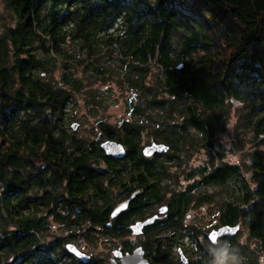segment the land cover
Returning <instances> with one entry per match:
<instances>
[{
    "label": "trees",
    "instance_id": "16d2710c",
    "mask_svg": "<svg viewBox=\"0 0 264 264\" xmlns=\"http://www.w3.org/2000/svg\"><path fill=\"white\" fill-rule=\"evenodd\" d=\"M5 2L15 25L0 32V264H65L54 260L68 253L63 240L45 238L50 214L71 232L96 209L109 211L104 222L137 190L178 193L175 206L187 208L186 193H198L199 206L214 201L209 185L226 191L220 223H244L264 246V0ZM114 81L130 117L119 125L101 117L97 138L80 136L73 124L84 120L71 104L86 94L95 115L109 105L96 84ZM235 103L242 113L231 141L242 147L251 131L248 161L226 160L234 147L218 138ZM144 132L169 149L145 155ZM106 139L124 143L126 156L107 155ZM195 149L208 164L192 167L188 178H200L178 190L169 168ZM239 251L232 261L259 264L258 252Z\"/></svg>",
    "mask_w": 264,
    "mask_h": 264
},
{
    "label": "flooded vegetation",
    "instance_id": "af4514ba",
    "mask_svg": "<svg viewBox=\"0 0 264 264\" xmlns=\"http://www.w3.org/2000/svg\"><path fill=\"white\" fill-rule=\"evenodd\" d=\"M157 153L147 156H155ZM192 176L191 179H194ZM195 183V182H194ZM137 196H140L139 201L132 202ZM188 197L187 208L175 206L177 199L180 197L178 193L162 192L157 195L141 194L139 190L133 192L130 196H122L121 199L111 208L108 219L101 220L102 213H109L108 210L96 209L91 211L96 215V218L85 220L80 227H75L74 230L64 229V234L59 235L63 240L66 249L67 244L75 245L84 256H78L75 253L67 250V255L59 258H54L56 262L64 261L65 264H124L123 256L133 254L136 249L141 248L144 252L143 258L146 263L143 264H199L201 251L206 252L208 264H217L222 260L227 264H239L242 262L235 257L232 261L231 250L229 246L237 238V234L223 235L217 238L216 241H211L208 234L205 236L207 245L211 248H205L200 240V227L198 224L189 222L190 211L192 208H198V199L193 201L195 192L186 193ZM125 208L117 210L123 204ZM181 205V202L179 203ZM131 207L132 214L122 220L118 219L121 212L126 211ZM129 212L128 214H130ZM149 222L145 226L136 227L137 223ZM98 221V223H93ZM119 223H118V222ZM120 222L124 223L120 225ZM227 225L221 224L220 226ZM86 226V227H84ZM214 227L212 230L220 228ZM120 229L121 231H119ZM208 232V233H209ZM112 239L109 240V245L115 241L112 246V256L102 257L82 251L75 244L79 238L96 245L100 238ZM202 247V249H201Z\"/></svg>",
    "mask_w": 264,
    "mask_h": 264
},
{
    "label": "rangeland",
    "instance_id": "374dc122",
    "mask_svg": "<svg viewBox=\"0 0 264 264\" xmlns=\"http://www.w3.org/2000/svg\"><path fill=\"white\" fill-rule=\"evenodd\" d=\"M15 25V17L11 9L7 7L5 0H0V32L5 31L8 26ZM94 86V85H93ZM95 87H98L100 90L107 93L106 95L109 98V105L105 109H99L95 115L89 109L88 104L84 102V96L86 94H81L75 99V103L71 104L72 109L75 110L79 118H83V124H80L79 121H74L77 123V127L75 128L76 132L80 136H85L88 139H95L99 133L98 128H96L95 123L96 120L104 117L108 122L119 125L123 120L130 117V112L128 111L126 105V97L128 93L123 90L116 81L109 82L107 84H96ZM242 113L241 105L235 103L232 107L231 118L229 122L224 126V131H219L218 138L222 141H225V147L229 149V147H234V151H227V155L225 157L226 160L230 162H239L241 160L246 159L249 160L248 152L253 148V144L249 139V135H251V131L245 135L247 139L245 143L242 144V147L238 146L236 141L232 142L231 137H234V127L236 122L238 121L237 114ZM195 134H198L199 131L191 130ZM243 133V132H242ZM153 142L156 143H165L164 141L154 140V137L147 132L141 137L140 145L142 149L146 146L151 145ZM192 146H190L189 150ZM188 150V149H186ZM191 157L187 159V162L183 164V166H177L173 164L169 168V173L167 176V181L173 179L174 177L177 180V184L175 185L178 190L187 189L191 184L196 182L200 175H196L194 179H189L188 176L190 174V170L192 167L196 171L198 166L207 165V160L210 159V155L207 154L204 150L195 149L192 150ZM163 159V158H162ZM174 185V184H173ZM206 192L214 195V201L212 203H205L203 205H198V208L194 207L193 210L190 211L189 222H193V224H198L200 227V240L201 244L205 248H211L207 245L205 241V236L210 234V230L214 227H219L221 222V209L220 202L223 200L226 191L218 186H207L205 188ZM170 192V191H169ZM193 201L197 200L195 197L198 196V193L195 194ZM62 211L63 215H67L66 211ZM48 221L47 229L45 230V238L47 242L52 241L56 236L64 234V222L56 220L53 214H50L46 219ZM63 226V227H62ZM86 227V226H84ZM221 227V226H220ZM209 232V233H208ZM109 240L105 237L98 239V243L96 245L87 242L86 240L78 239L75 244H77L82 251L87 253H93L94 255H101L102 257H111L115 241H112V244L109 245ZM236 243L233 250H231V256H235V250L239 251V246H248L250 251L258 252V261L259 264H264V246L260 243V240H256L254 238L249 237L248 227L244 223H240V228L237 234V238L235 239ZM231 246V245H230ZM232 248V247H231ZM13 255L10 256L12 258ZM231 258V257H230ZM235 258V257H234ZM217 264H227L226 261L222 260ZM237 264V263H236ZM239 264H250L246 263L245 260L240 262Z\"/></svg>",
    "mask_w": 264,
    "mask_h": 264
},
{
    "label": "water",
    "instance_id": "95a60500",
    "mask_svg": "<svg viewBox=\"0 0 264 264\" xmlns=\"http://www.w3.org/2000/svg\"><path fill=\"white\" fill-rule=\"evenodd\" d=\"M182 66V65H181ZM77 127V123L73 124V128ZM101 149L109 156H113L114 158H123L127 154V149L121 141L106 139L100 143ZM169 149V145L165 143H156L153 142L151 145L146 146L143 149V153L145 155H152L154 153H165ZM126 204L124 203L120 208H118V213L120 210L124 209ZM155 218H152L150 221H145L143 223H137L136 227H143L149 222L153 221ZM240 223L236 225H223L217 230H212L208 235L209 240L216 241L218 237L223 235H234L239 231ZM66 249L75 253L78 256L83 257L84 254L73 244H67ZM144 252L141 248L135 250L133 254H126L123 256L124 264H143L146 261L143 258Z\"/></svg>",
    "mask_w": 264,
    "mask_h": 264
}]
</instances>
